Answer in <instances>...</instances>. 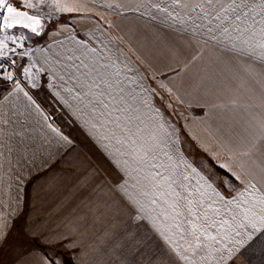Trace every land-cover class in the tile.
I'll use <instances>...</instances> for the list:
<instances>
[{"label":"crops","instance_id":"crops-1","mask_svg":"<svg viewBox=\"0 0 264 264\" xmlns=\"http://www.w3.org/2000/svg\"><path fill=\"white\" fill-rule=\"evenodd\" d=\"M42 1H47L52 10H42L40 0H33L37 8L22 9L39 15V34L21 27L0 33L17 38L24 48L41 40L30 59L37 83L12 74L18 81L11 84L13 78L5 77L12 72L5 65L0 80V117L9 121L0 123V264L9 259L8 238L19 223L22 226L16 228V236L27 234L43 245L62 244L63 264H149L150 260L152 264H216L215 260L201 261L203 251L195 256L191 249L183 251L188 242L194 243L187 224L185 239L180 240L178 233L174 237L181 246L174 252L153 231L147 218L135 219L138 209L117 185L126 180L129 193L148 203V198L139 194L152 192L151 181L145 177L155 169L149 167V158H141L143 153L138 149L151 132L158 131L167 141L172 159L161 153L155 162L163 163L169 172L174 169L178 176L187 175L189 179L182 182L190 186V191L199 177L186 165L196 168L212 183V189H205L204 199L205 206L212 204L209 217L231 223V216L236 215L239 221L243 209L254 203L253 197L245 194L236 203L225 201L237 197L250 181L257 189H264V174L256 167L264 156L259 151L264 144V61L225 50L209 39L206 29L193 31L190 22L182 26L165 20L166 14L152 5L173 11L171 0ZM8 3L20 7L19 0ZM62 7L71 11H61ZM54 10L69 15L70 22L56 23V19L46 17ZM177 10L182 15L187 12ZM91 48L96 51L88 52ZM81 60L89 66L109 65L108 78L113 84L119 81L124 89L123 93L112 89L111 96L106 92L103 99L108 109L97 103L95 94L100 88L86 95L87 88L69 79L68 70L75 72L72 65ZM86 71L81 68L75 73L81 83ZM32 83L38 85L37 90ZM122 95L138 111H116L126 106L120 103ZM171 103L178 106L177 110L169 108ZM128 115L139 119L129 122L123 118ZM116 116L121 119L113 122ZM51 119L58 120L60 133L71 143L47 127L52 126ZM157 125L163 127L158 129ZM137 127L144 132L133 137V145L129 133L122 129L136 132ZM18 132L23 136L15 134ZM254 140L256 147L248 148ZM245 150L254 153L253 161L241 157ZM245 170L256 178L253 180ZM262 195V191L254 193L256 200ZM194 196L199 199L198 194ZM260 206L256 205L258 214ZM216 208L222 215L215 214ZM185 215L192 219L187 212ZM129 229L152 237L151 247L139 252L131 244L125 246L124 235ZM208 231L217 234L215 227ZM181 254L189 259H182ZM12 256L11 264H57L39 251ZM236 264H264V251L257 248L238 254Z\"/></svg>","mask_w":264,"mask_h":264},{"label":"snow or ice","instance_id":"snow-or-ice-1","mask_svg":"<svg viewBox=\"0 0 264 264\" xmlns=\"http://www.w3.org/2000/svg\"><path fill=\"white\" fill-rule=\"evenodd\" d=\"M19 3L20 7H16L8 3V0H0V33H4L14 27H21L39 34L37 31L41 27L39 15H31L28 11L22 10L37 8L38 4H34L33 0H19ZM152 6L160 13L166 14L165 20H170L172 24L178 23L185 26L190 22L193 31L206 29L209 34V39L222 45L225 50L256 56L261 61H264V0H171L170 7L173 11H169V7L167 6L161 7L160 4H154ZM177 9H186L187 12L182 15L181 11ZM60 10L71 11L67 7H62ZM189 13L193 15H189ZM183 30L188 29L184 28ZM5 38L8 39L11 37ZM12 39L14 40V38ZM19 46L22 47V45ZM6 47L7 45L4 40H0V57L7 55L6 52L2 51ZM12 51L15 50L13 49ZM87 51L94 53L96 49L91 48ZM21 55L26 56L28 53L25 52ZM76 59L79 58L77 57ZM0 67H3V65H0ZM108 67L109 65L107 64L97 66L95 63L89 66V64L81 60L80 64L72 65V68H75V72H72L71 69L68 70L69 79H75L77 86H80L82 89H88V92L85 93L86 95L91 94L93 88L101 89L95 95L98 98L97 103L105 110L109 107L108 103L103 99L106 92L108 96H111L112 89L114 88H118L120 93L124 91L122 87H119V81L113 84L108 78L106 71ZM81 68L87 69L86 72L82 73L85 76L83 83H81L80 77L75 74L76 72H80ZM23 74L27 79H35V74L32 73L30 67H24ZM5 78L11 80L13 78L12 73H8ZM97 79L100 80V84L96 83ZM101 84L103 88H101ZM32 87L35 88L38 85L33 83ZM18 90L21 92L24 91L22 88H19V85ZM66 91L71 92L72 89H66ZM24 95L32 104H35V101L32 100L27 92H24ZM56 95L58 96L59 94L56 93ZM112 99L115 100L116 97H112ZM64 103L67 102L64 101ZM120 103L126 105L123 108L116 109V111L122 114L138 111V109L132 107L131 103L123 95L120 97ZM38 107L37 105V109ZM93 111H96V109L94 108ZM104 114L103 111L100 112L101 116H104ZM108 114L111 115V113ZM123 118L129 122L132 119H139V117H133L131 115ZM120 119L121 116H116L113 122H118ZM8 122L7 119L0 117V123ZM47 127L53 133L60 136L62 140L71 143L67 136L60 133L59 129L53 128L50 124ZM117 127H120L119 123H117ZM162 127L163 125H157L158 129ZM261 127L264 128V122H262ZM122 131L129 133V140L131 144L135 145L136 139H133V137L143 133L144 129L137 127L136 132H132L130 128H123ZM15 134L21 137L23 136V132ZM140 139H143V137L140 136ZM261 139H264V136ZM119 142L126 143V141ZM104 147L107 148L106 145ZM253 147H256L255 140L248 144V148ZM168 148L167 141L159 135L158 131L151 132L148 140L139 146L138 151H142L143 153L141 158H149V167L155 169V171L149 172L148 176L145 177V179H150L151 181L152 192L142 191L139 194L140 196L148 198L147 204L139 197L129 193L126 180L117 185L118 191L138 209L139 214L135 216V219L142 221L147 218L152 225L153 231L162 237L167 244L172 246L174 252L177 251L178 247H181L174 237L178 233L180 240H184V225H190L189 234L193 237L194 243L188 242L187 247H184L183 251L187 252L191 249L193 256L203 251L204 254L199 257L201 261L215 260L216 264H236L238 254L244 255L246 251L257 248L264 251V195L259 200H256L254 196L256 191L264 192V189H257L256 183L250 181L244 191L239 193L237 197H232V199L225 201L228 204L236 203L239 197H243L245 194L253 197L254 203L251 207L243 209L242 218L239 221H237L236 215L231 216V223L228 219L223 218L212 220L208 215V209L212 208V204L205 206L204 203L205 196L207 195L205 189H212V183L209 182L210 178L200 175L197 169L191 165H186L191 169L192 173L199 177L197 185L190 191V186L182 182L189 179L187 175L182 177L178 176L174 169L169 172L163 163L158 164L155 162L158 154L161 153L168 160L172 159L171 155H169ZM259 151L264 152V144L260 146ZM241 157H246L249 161H253L254 153L245 150L242 151ZM221 167H224V165H221ZM256 167L261 174H264V156L259 159ZM245 171L253 180L256 178L255 174L250 170ZM262 179H264V176H262ZM178 189H182L183 191H178ZM213 191L215 190L213 189ZM194 193L199 195V199L195 198ZM216 195L219 196V193H216ZM220 200L224 201V198L220 197ZM158 201L162 202L163 206ZM247 202V199H245L244 203ZM257 204L261 205L259 214L256 209ZM236 206L239 208L240 204L237 203ZM185 212L192 219H188ZM214 212L217 216L222 215L220 208L214 209ZM197 221L207 223H197ZM213 227L217 229L216 235L208 231L209 228ZM172 229H175V232ZM201 237L204 239L201 240ZM124 239L125 246L131 244L139 252H143L152 245V237L147 234L140 235L139 233H134L131 229L125 233ZM222 241H226V244H222ZM216 245L221 246L216 247ZM181 258L188 260L189 256L181 254ZM152 259H156L155 254ZM149 264H152V260L149 261ZM160 264H163V261Z\"/></svg>","mask_w":264,"mask_h":264},{"label":"rangeland","instance_id":"rangeland-1","mask_svg":"<svg viewBox=\"0 0 264 264\" xmlns=\"http://www.w3.org/2000/svg\"><path fill=\"white\" fill-rule=\"evenodd\" d=\"M39 6L44 11H51L52 10L50 4L47 1L40 2ZM54 11H55L54 14L51 15V13H50V15H46V17L48 16L50 18L56 19V21H55L56 23H67L68 24L70 22L71 18L69 15L57 12L56 10H54ZM14 33H16V32H14ZM5 37H11V38L6 39ZM12 38H14V37H12L10 34H1V36H0V40H4L5 44L7 45L6 48L2 49V51L6 52L7 55L0 57V64L8 66V69L11 70L12 74L17 76L18 79L20 78V80H23V81L29 80V82H31L30 79H27L24 76L23 68L24 67H30L31 68V61H30L31 55L33 53L34 48L41 42V40L34 41L33 43L31 41V43H32V44H30L31 46L29 48H24V46L20 40H17V38H14V40H15V42H14V40ZM30 39L32 40V38H29V41H30ZM19 45H22V47ZM9 46H11V47H9ZM13 49L15 51H12ZM25 52H27L28 55H26V56L21 55L22 53H25ZM13 59L18 60L19 65L16 67H9V64H11V60H13ZM31 71L33 72L32 68H31ZM35 79H36V75H35ZM35 79L33 80V82H36ZM33 89L37 90L36 87ZM169 108H171L173 110H177L178 106L171 103V104H169ZM21 226L22 225L19 223L17 225V227H14L12 229V233L8 238V244H7L9 259H8V261L2 260L3 264H6V261H7V264H11L13 262L12 261V258H13L12 255H15V254L17 255V254H20L21 252L27 253L31 250L39 251L46 258H50L53 260L55 259L57 264H63L65 254L63 252L64 249H63L62 244H58V245H54V246L53 245L52 246L43 245V244L39 243L36 239L29 238L27 236V234H25L23 238H21L19 235L16 236V230L17 229L20 230Z\"/></svg>","mask_w":264,"mask_h":264},{"label":"built area","instance_id":"built-area-1","mask_svg":"<svg viewBox=\"0 0 264 264\" xmlns=\"http://www.w3.org/2000/svg\"><path fill=\"white\" fill-rule=\"evenodd\" d=\"M14 62V63H13ZM1 65V64H0ZM19 65V62H18V60H11V64H9V67H16V66H18ZM3 68L4 67H0V80H1V77H2V74H3ZM17 78L16 77H14L11 81H10V83L11 84H16L17 83ZM51 124H52V126L53 127H55V128H57V129H59L60 128V124H59V122L56 120V119H51Z\"/></svg>","mask_w":264,"mask_h":264},{"label":"trees","instance_id":"trees-1","mask_svg":"<svg viewBox=\"0 0 264 264\" xmlns=\"http://www.w3.org/2000/svg\"><path fill=\"white\" fill-rule=\"evenodd\" d=\"M219 171V170H218Z\"/></svg>","mask_w":264,"mask_h":264}]
</instances>
